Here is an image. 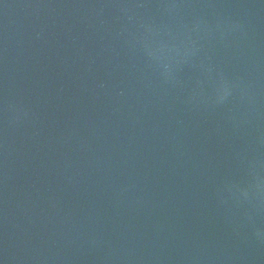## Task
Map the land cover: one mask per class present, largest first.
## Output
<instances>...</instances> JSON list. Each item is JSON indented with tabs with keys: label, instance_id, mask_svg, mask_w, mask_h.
Instances as JSON below:
<instances>
[{
	"label": "water",
	"instance_id": "water-1",
	"mask_svg": "<svg viewBox=\"0 0 264 264\" xmlns=\"http://www.w3.org/2000/svg\"><path fill=\"white\" fill-rule=\"evenodd\" d=\"M0 264H264V0H0Z\"/></svg>",
	"mask_w": 264,
	"mask_h": 264
}]
</instances>
